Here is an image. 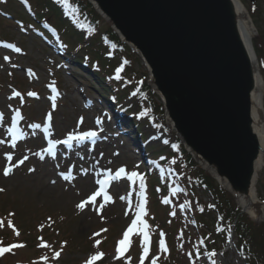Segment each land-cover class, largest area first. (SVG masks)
<instances>
[{
  "label": "rangeland",
  "instance_id": "rangeland-1",
  "mask_svg": "<svg viewBox=\"0 0 264 264\" xmlns=\"http://www.w3.org/2000/svg\"><path fill=\"white\" fill-rule=\"evenodd\" d=\"M31 1L34 4L37 3L36 0ZM241 1L247 10H249L258 30V35L254 38V46L261 64L264 80V0H254V2H251V0ZM102 20L104 29L109 28L108 22L104 18ZM12 30L16 33L15 35ZM16 31L14 23L0 18V37L7 39L13 37L17 41L21 40L25 47L24 55L18 56H16L17 54L12 55L0 49V111L5 116L9 117L16 103L14 99L8 101L7 98L13 86L20 87L23 91L30 89L46 91L44 84L54 83L56 79L59 83L58 85L61 87L60 89L64 91V97L60 100V107L55 112V127L59 133L58 135H63L76 128L75 119L78 115L82 114V102L85 97H90L93 101L94 109L90 113L95 114L93 111H97L95 108L97 104L102 106L103 109L108 107L91 87L92 76L77 71L68 62L61 61L57 57L56 50L53 47L47 50L41 40L31 38L29 35H23ZM121 55H127L132 61L133 67L130 77L137 75V77L148 78V69L138 56L130 57L127 51L121 52ZM5 56H8L10 59L6 61L4 59ZM13 65H16V67H13ZM23 68L28 70L33 68L37 80L26 76L27 73ZM70 71L73 74H70ZM32 77L34 78V76ZM17 100L20 101V98ZM160 100L158 98V104H162ZM42 102V100H37L29 103V106L26 108L29 119L37 120L38 118H42L43 112L47 108V103ZM138 103V98L137 100L129 98L123 102V105L133 104L137 109ZM33 107L45 108L38 112L39 115L32 116L31 108ZM38 110H41V108ZM99 114H103V111L100 110ZM103 116L106 120L105 116L107 115L103 114ZM87 117L89 119V116ZM86 123L90 125L91 120H88ZM107 124L106 121V126ZM108 127H111L115 135H108L106 133ZM108 127H102L105 139L100 144L101 148L96 152L94 158L90 160V163L94 164V161L100 159V155H102V162L113 164L114 168L122 164H128L130 168L138 166L137 159L130 158V156L134 155L131 153V148L137 150L138 145L135 146L136 144L134 145L126 137L125 132H122L118 128V124L115 121L110 123ZM142 131L145 135L144 142H146V146L150 148L151 152L159 151L160 148H169L174 144L176 139L174 132H169L163 128L153 129L147 123L143 124ZM1 134L0 132V137ZM108 139H111L110 143L107 142ZM116 151H118L119 155ZM4 152L0 150V188L4 189V191L0 192V220L4 222V226L0 228V242H2L0 246H5L10 242L16 241L23 245V247L15 248L10 253H6L4 255L5 258L0 257V264H45V261L41 257H48L47 264H83L91 254L97 251L104 253V256L102 259L94 262V264H129V261L126 259H114L116 255L114 246L117 239L125 231L126 226H129L132 220L135 219L136 216H133V212L137 210L136 206L133 209L130 203L124 204V201H118L110 206L106 205L105 210H103L100 216L91 213V211L80 210L76 205L83 200L87 191L82 190V187H80V191V184L75 187L78 182L70 187H66L61 183H52V173L45 175L41 166L37 170L29 171V169H32L31 164L33 161L30 162V165H26L23 168H14L12 173L5 177L2 173L3 168L6 166ZM64 169L65 167H63ZM138 170L140 169L138 168ZM199 171L208 175L201 168L197 169V172L195 171V175ZM210 179L212 180L211 177ZM206 182L209 183L208 181ZM256 191L259 201L261 199L264 200V169L259 173ZM52 195H54V198H52ZM197 195L199 196V200L204 204L214 201L209 193L201 190L198 191ZM189 197H191V194L185 193L180 200L181 205H183V210L181 209L183 221L181 223L175 221L177 222L173 225L175 230L170 235L169 242H166L168 251L164 252L159 248V251L156 253V257L160 258L158 260L162 264H202L205 261L204 253L198 254L196 251V249H200L196 245L200 242L198 237L201 234L204 237L205 245L210 250L213 248L220 249L219 253H217L218 255L216 254L217 258L215 261L221 262V264H248L245 257V250L247 251L248 247L246 246L244 249L240 248L241 241L239 243L240 237L238 233L234 235L233 240L229 243H227L228 232L226 231L220 233L218 238L216 237L214 232H216L218 224L216 225L217 219H214V214L210 215L211 217L209 218H205L209 219V222L204 219L205 222H208L207 227L195 228L193 218L188 211L187 199ZM160 211V219L156 224L159 227L163 225L166 231L173 230L165 222L166 217L163 215L165 214L163 209H160ZM240 211L252 222L259 244L255 248L264 255V212L259 221H254L241 207ZM126 212L127 215L125 214ZM9 213H13L14 215L9 216ZM49 217L51 218V222L49 221ZM9 220L12 221V224H15L16 231L19 232L18 236L16 235V231L10 230L8 226ZM41 225L44 227L41 228ZM101 229H107V231L100 232ZM95 232H100V235L93 236ZM38 234H43V243L44 241H48L50 247L41 246L42 242L37 239ZM97 239L101 241L99 246L95 245ZM245 243L243 242L244 245L249 244L248 242V244ZM135 246V248L139 247V245ZM61 249V256L55 259L53 253L61 251ZM139 251L140 248L138 251H133L126 256L131 257L130 264H139L141 257ZM207 256L209 255L207 254ZM147 262L148 260L146 259L144 264H147Z\"/></svg>",
  "mask_w": 264,
  "mask_h": 264
},
{
  "label": "water",
  "instance_id": "water-1",
  "mask_svg": "<svg viewBox=\"0 0 264 264\" xmlns=\"http://www.w3.org/2000/svg\"><path fill=\"white\" fill-rule=\"evenodd\" d=\"M87 1L141 57L148 85L164 104L166 123L188 153L259 221L264 201L256 191V168L264 163V149L252 122L251 90L257 80L264 121V80L251 41L258 31L243 2ZM238 11L247 21V38L238 32ZM249 200L254 204H246Z\"/></svg>",
  "mask_w": 264,
  "mask_h": 264
},
{
  "label": "trees",
  "instance_id": "trees-1",
  "mask_svg": "<svg viewBox=\"0 0 264 264\" xmlns=\"http://www.w3.org/2000/svg\"><path fill=\"white\" fill-rule=\"evenodd\" d=\"M36 1L37 3L34 4L35 5L34 15L37 20L43 18L53 19V21H56L60 25V27L65 28L64 33L66 35L78 36L77 37L78 40L81 41L85 40L87 38V35H90L96 29L101 28L100 24H102L103 26V21L101 20V17L93 10L90 4H88L85 0H74L82 4L81 10L88 13L89 16V18L86 20L85 23L80 24L81 27L79 26V24H70L68 19L64 17L61 7L57 5L56 2L54 3L52 0H36ZM104 35L109 36L108 41L110 42H114V40L116 42L118 41L117 36L109 28H106V29H102L100 33L93 40H91L90 48L92 49L91 51L93 53L95 52L94 55L97 54L98 58H101L104 64L110 63L108 69H109V73H112L114 64L112 63V61H110L108 57H106V53L109 51V48L103 46L104 43L102 40V36ZM128 51L131 52L130 50ZM74 59H75L74 61L78 62L77 58ZM122 83H126V82L123 81ZM143 84H144L143 90L149 93L150 90L148 89L145 83ZM124 85L128 86L127 83ZM102 86L109 89L107 85L102 84ZM132 87L133 86H131L130 88ZM153 106L162 119L163 118L162 106L160 104L157 105L155 102L153 103ZM177 153L179 155L174 153V158H173L174 162L177 163L175 165L180 166L183 169L186 178L187 177L190 178V176L195 175V171L197 172V169H199L200 167L194 163L191 157L185 153V151L181 146H179ZM183 162H185V164H183ZM195 178H198L199 180ZM193 179L195 180V182L198 180L202 184L207 183L206 181L209 182L207 184L209 190L212 192L213 197L215 199L214 207L219 215L220 223L224 226L229 227L231 223L236 221L237 222L236 230L238 232V236L240 237V241L244 246V248L246 246L248 247L246 253L248 254V257L251 260L250 261L251 264H264V255L255 248V246L258 247L259 244H258V239L256 238L257 236L253 224L246 216H244L241 213L240 209L237 208V206L233 201V198L227 192L218 188L215 182L211 180L208 175L200 171L197 173L196 176L193 177ZM243 242L244 243L248 242L249 244L247 243L248 245H244Z\"/></svg>",
  "mask_w": 264,
  "mask_h": 264
},
{
  "label": "snow or ice",
  "instance_id": "snow-or-ice-1",
  "mask_svg": "<svg viewBox=\"0 0 264 264\" xmlns=\"http://www.w3.org/2000/svg\"><path fill=\"white\" fill-rule=\"evenodd\" d=\"M60 2L62 4H65L68 7H72L71 5H68L67 4V0H60ZM25 3H27V0H25ZM72 10L75 11V8H72ZM0 44H3L6 48L13 49L17 53H19V52L22 51L15 44L5 43L3 41H0ZM4 59L7 61L10 58L8 56H5ZM13 67H16V65H13ZM28 71H29L30 74L34 75V73H31V70L30 69ZM117 78H119L118 75H117ZM53 91L54 92L56 91L55 87H53ZM27 95L28 96H32V97H36L37 96V93L36 92H28ZM57 95H58V93H57ZM12 97H21V93L19 91H13L12 92ZM10 99H11V97H10ZM3 116H4V114L3 113H0V120L3 119ZM15 116L18 119L21 118V114H20V111L18 109L15 112ZM48 119L51 120V114L48 115ZM83 119L84 118L81 117L80 120L78 121V123H83ZM97 123L99 124V123H101V121L99 119H97ZM32 126L33 127H39V125H32ZM10 131H11L12 136L13 137H16L17 132H16L15 127H13L12 129H10ZM96 135H97V132L96 131H87V132L78 133V134H72V133H70L67 136V139L64 142L70 144L73 140H76V141H84L86 139L95 137ZM4 142L5 141L0 140V143H4ZM13 146H15V145H13ZM48 151L51 152L52 151V148L49 147ZM6 159H7V164L3 168V174L5 176H9L12 173L13 169L14 168H18L20 165L24 164V162L28 159V157L25 155L22 158H20L17 161H15V163H13V154L12 153H7L6 154ZM29 171H33V169H29ZM122 176H126L127 179L129 181H132L133 183H135V180L137 178L139 179V191H140V196H141V201L142 202L139 203L138 205H136L138 211L136 213L135 219L132 220L131 224L123 232L122 238L117 242L116 255H115L114 259H121V258H123V259H126L127 261H129V264H130L131 257L130 256H128V257L125 256V253L129 250V248L132 245V240L130 239V236L133 233H136L138 235H139V233H142L143 234V237H142L141 243L143 244V249H142V255H141L140 259H139V264H144V261L146 259H150L151 260V264H157V261H158L159 257H156V256H151L150 257L149 256L151 239H150L149 231L147 230L148 229V225L142 219V217L145 215V204H146V198H145V182H144L143 175L137 173L136 171L127 172L126 169H125V167L124 166H121L118 170H116L114 176L109 175L105 179H102V180L98 181V183L100 185L104 186V185L109 184V182L111 180H113V179H119ZM2 191H4V189L0 188V192H2ZM101 192L104 193V199H105V201H111L112 200V197L102 187L99 191H96V192L92 193L85 200H83L80 203H78L76 205V207L78 209H80V210H83L85 208V206L88 205L89 203L95 204L96 198L101 194ZM121 199H125V197H121ZM163 202L165 204H168L169 203V200L168 199H165ZM101 207H102V205H101ZM181 207H183V205H181ZM97 211L99 212L100 209L98 208ZM201 211H203V209H201ZM125 214L127 215V212ZM172 214L174 215L175 213H172ZM12 215H14V214L13 213H9V216H12ZM101 218H103V217H101ZM49 221L51 222V218L50 217H49ZM138 224L139 225H142V227H140L139 229L137 228ZM3 226H4L3 220H0V228H2ZM8 226L9 227H12L13 230L16 231L15 230V226L12 224V221L11 220L8 221ZM40 227L43 228L44 226L41 225ZM106 231H107V229H101L100 230V232H106ZM100 232L93 233V236H99L100 235ZM16 235L17 236L19 235V232L18 231H16ZM164 235L165 234L163 232H160V239L158 241V245H159V248L160 249H162L164 252H167L168 249H167L165 240L163 239ZM41 240H42V238H41ZM0 243H2V242H0ZM64 243L66 244V242H64ZM100 243H101V241L98 240V239L95 241V245L96 246H99ZM41 246H43V247H50V245H47L46 243H43V241H42ZM19 247H23V245L13 243V244H9L7 246H0V257L4 256L6 253H10L13 249L19 248ZM198 251L199 250H197V252ZM61 252H62V249H61V251H55L53 253V257L55 259H58L61 256ZM208 255L211 257V256H215L216 253H215V251H213V252L209 253ZM103 256H104V253H102L100 251H97L94 254H91L89 256V258H87L83 262V264H94V262L102 259ZM41 259H43L45 261V264H47L48 257H41ZM212 264H216V261L213 260L212 261Z\"/></svg>",
  "mask_w": 264,
  "mask_h": 264
},
{
  "label": "bare ground",
  "instance_id": "bare-ground-1",
  "mask_svg": "<svg viewBox=\"0 0 264 264\" xmlns=\"http://www.w3.org/2000/svg\"><path fill=\"white\" fill-rule=\"evenodd\" d=\"M238 14H239V19L237 18V23H236L238 32H240L241 35H242V33H244V35L247 38V35L249 33V27L247 25V21L246 20L245 21L240 20L241 13L238 11ZM252 40H253V37L251 38V41ZM244 45H245L247 51L249 52V50H248L249 46H248L247 40L244 41ZM262 92H263V89L261 87V84L260 83L258 84V81L256 80V84L254 82V88H252V90H251L252 122L254 123V129L256 132L255 135L257 136L258 141L260 142L262 148L264 149V130H262V127H261V123L264 121L262 120L261 112H260V105L262 102ZM262 160L264 162V156H262ZM260 164H261V162L257 164V168H256V171L258 173V178H259V173L262 172V170L264 169V163H263L261 168H260ZM255 166H256V164H255ZM44 174L46 175V173H44ZM82 184L85 185L86 188H88L90 186L91 182H90V180L86 179V180H82ZM52 198H54V195H52ZM246 204L252 205L254 203L252 202V200H249V202H246Z\"/></svg>",
  "mask_w": 264,
  "mask_h": 264
}]
</instances>
